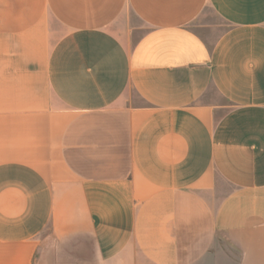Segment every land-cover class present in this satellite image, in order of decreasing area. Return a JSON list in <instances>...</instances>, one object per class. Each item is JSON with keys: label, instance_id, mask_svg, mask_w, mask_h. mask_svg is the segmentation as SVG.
Instances as JSON below:
<instances>
[{"label": "crops", "instance_id": "0c3cea01", "mask_svg": "<svg viewBox=\"0 0 264 264\" xmlns=\"http://www.w3.org/2000/svg\"><path fill=\"white\" fill-rule=\"evenodd\" d=\"M264 264V0H0V264Z\"/></svg>", "mask_w": 264, "mask_h": 264}, {"label": "rangeland", "instance_id": "374dc122", "mask_svg": "<svg viewBox=\"0 0 264 264\" xmlns=\"http://www.w3.org/2000/svg\"><path fill=\"white\" fill-rule=\"evenodd\" d=\"M229 257H216V264H235L237 261V254L235 252H229Z\"/></svg>", "mask_w": 264, "mask_h": 264}]
</instances>
